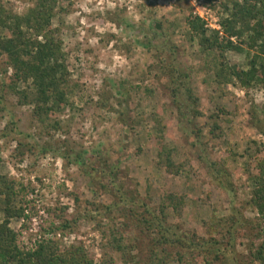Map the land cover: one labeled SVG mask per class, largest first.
I'll return each instance as SVG.
<instances>
[{
  "label": "rangeland",
  "instance_id": "1",
  "mask_svg": "<svg viewBox=\"0 0 264 264\" xmlns=\"http://www.w3.org/2000/svg\"><path fill=\"white\" fill-rule=\"evenodd\" d=\"M0 2L21 15L37 0ZM221 2L225 0H59L53 26L61 31L71 83L75 85L69 100L72 105L66 112L48 118L47 124L60 121V130L47 133L35 119L33 105H21L16 96L0 99V174L16 181L19 190L28 189L23 196L29 216L25 220L27 227L21 228L25 223L23 220L11 222L12 229L21 231L18 242L21 248H34L37 239L47 237L43 229L57 223L46 213V208L68 207L66 218L79 222L64 235L59 233L57 239L63 245L82 243L96 261L101 258V234L96 223L90 217L86 218V215L96 213L87 202L96 196L97 203L109 205L111 197L100 193L91 179L85 177L84 167L64 160L62 154L66 148L72 151L71 161L83 151L87 154L84 157L86 163L93 161V151H100L110 167L118 166L120 183L133 188L138 182L144 196L148 183L151 184L155 201L169 192L189 194L191 199L181 223L186 230L203 237L209 236L213 217H227L231 215L233 203L241 206L249 199L250 184L245 170L249 158L245 151L251 147L255 152L253 143L264 147V136L254 128L251 120L254 110L262 113L258 115L260 119L264 118V88L256 85L242 90L228 84L218 89L211 80L212 74L202 70L203 56L197 43L191 45L184 34V18L190 10L194 15H202L211 29L221 30ZM153 21L162 22L163 33L167 34L164 40L155 42L158 45L169 41L174 44L178 48L179 63L191 72V86L202 113L196 120L197 128L203 131L202 142L188 134L186 126L179 123L168 89L164 88L168 80L155 78L159 74L151 69L155 54L135 42L151 31ZM149 35L152 39L155 37L153 32ZM227 60L231 64L239 63L243 68L246 66L243 55L228 53ZM12 75L10 70L8 76ZM2 79L0 67V83ZM121 83H125V89L129 91L126 99L117 93ZM147 87L156 92L152 98L143 93ZM19 89H25V85L20 84ZM105 94L108 100L103 97ZM103 101L108 102L106 108H102ZM220 106L228 112L221 116L225 139L211 140L207 136L208 117ZM111 107L113 110H109ZM122 113L130 118L142 116L145 119L139 128L135 127L136 133L123 127L119 119ZM154 113L167 127V141L176 149V161L185 164V174L181 177L168 175L157 167L156 147L149 138L156 126L155 122L149 121ZM20 145L25 147L20 148ZM44 145L50 150L47 155L41 153ZM18 148L20 150L16 152ZM230 152L235 154L236 163L227 160ZM225 161L228 164L227 170H222V181L225 185H233V191L222 185L217 180V173L211 170L213 163L222 167ZM103 181L109 184L111 180L108 177ZM75 196L79 198V204H76ZM244 215L248 221L256 223V211L247 209ZM244 231L249 234L250 230ZM250 245L248 238L240 239L231 264L247 262ZM116 264L123 263L117 260Z\"/></svg>",
  "mask_w": 264,
  "mask_h": 264
},
{
  "label": "trees",
  "instance_id": "2",
  "mask_svg": "<svg viewBox=\"0 0 264 264\" xmlns=\"http://www.w3.org/2000/svg\"><path fill=\"white\" fill-rule=\"evenodd\" d=\"M58 2L37 0L21 15L8 10L0 2V67L3 76L0 99L6 100L13 95L21 105H33L35 119L47 133L49 130H60V121L47 124L48 118L66 112V108L72 105L69 100L75 88L71 83L68 54L64 51L61 31L53 26L58 16ZM220 4L223 9L221 30L211 29L192 10L184 18L185 37L191 45L197 43L203 56L202 70L212 74L211 80L218 89L228 84L239 86L242 90L256 85L264 88V0H225ZM163 26L162 22L153 21L151 31L135 42L155 54L156 60L151 69L159 74L155 78L168 80L164 88L168 89L179 123L186 126L188 134L202 142L203 131L196 126V120L202 113L191 86V72L179 63L176 57L178 48L174 44H169V41L158 45L155 42L167 37L163 33ZM151 32L155 36L153 39L149 35ZM228 53L245 56V68L239 63L231 64L227 60ZM10 70L13 71L11 77L8 76ZM20 84L25 85V89L20 90ZM125 86V83L118 85L117 93L122 99L129 92ZM143 93L152 98L156 92L147 87ZM107 96L103 95L108 100ZM106 101L101 103L102 108L107 107ZM109 110H113V107ZM154 114L149 121L155 122L156 126L149 138L156 147L157 167L168 175L181 177L185 174V164L176 161V149L167 141V127L158 114ZM259 114L262 113L252 111L251 120L254 128L264 136V118L260 119ZM224 115H228V112L224 106H220L208 117L210 123L207 125L210 128L207 136L211 140L225 139L221 124V116ZM119 119L123 127L133 130V133H136L135 127L139 128L145 121L142 116L130 118L124 113L119 115ZM253 144L255 152L251 147L245 151L249 158L245 170L250 197L241 206L233 203L231 215L220 219L213 217L208 237L186 230L181 223L191 199L189 194L169 192L155 201L151 184L148 183L144 196L138 182L133 188L120 183L118 166L110 167L100 151H93L94 162L86 163L84 157L87 154L81 151L71 161L72 151L66 148L62 154L64 160L84 167L85 177L91 179L90 182L96 185L100 193H107L111 197L109 205L97 203L96 196L87 202L96 215H86V218L90 217L96 223L101 234L102 253L99 261L82 243L63 245L57 239L59 233L64 235L79 222L78 219L69 221L66 218L68 207L46 208V213L52 215L57 223L53 222L43 229L47 237L37 239L34 248H21L18 243L21 231L12 229L11 222H25L29 218L24 208L27 201L23 198L28 189L23 187L19 190L16 181L0 174V264H116L117 260L123 264H231L239 240L246 238L251 245L248 261L244 264H264V147ZM41 150L45 155L50 152L47 145ZM139 151H142L140 147ZM30 152L34 153L33 150ZM226 158L237 162L232 152ZM227 164L225 161L221 167V164L213 163L211 168L222 185H225L222 170H227ZM108 177L111 181L106 184L103 179ZM225 186L233 191V185ZM30 190L35 192L34 189ZM75 202L79 204L77 196ZM247 209L256 211L258 217L255 224L245 218L244 211ZM22 224L21 228L25 229L27 223ZM245 229L250 230L249 234L245 233Z\"/></svg>",
  "mask_w": 264,
  "mask_h": 264
},
{
  "label": "built area",
  "instance_id": "3",
  "mask_svg": "<svg viewBox=\"0 0 264 264\" xmlns=\"http://www.w3.org/2000/svg\"><path fill=\"white\" fill-rule=\"evenodd\" d=\"M202 18H204L202 15H200Z\"/></svg>",
  "mask_w": 264,
  "mask_h": 264
}]
</instances>
